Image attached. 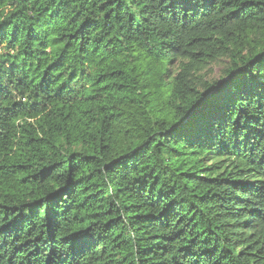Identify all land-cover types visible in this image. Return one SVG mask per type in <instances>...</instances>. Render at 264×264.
Listing matches in <instances>:
<instances>
[{
  "label": "trees",
  "instance_id": "obj_1",
  "mask_svg": "<svg viewBox=\"0 0 264 264\" xmlns=\"http://www.w3.org/2000/svg\"><path fill=\"white\" fill-rule=\"evenodd\" d=\"M0 264H264V0H0Z\"/></svg>",
  "mask_w": 264,
  "mask_h": 264
},
{
  "label": "rangeland",
  "instance_id": "obj_2",
  "mask_svg": "<svg viewBox=\"0 0 264 264\" xmlns=\"http://www.w3.org/2000/svg\"><path fill=\"white\" fill-rule=\"evenodd\" d=\"M220 67L219 66H214L211 69V77L216 78L219 75Z\"/></svg>",
  "mask_w": 264,
  "mask_h": 264
}]
</instances>
